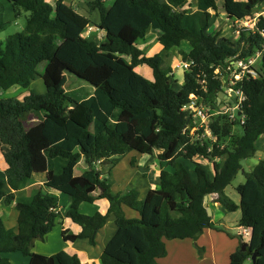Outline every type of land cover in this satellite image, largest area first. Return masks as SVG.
I'll return each mask as SVG.
<instances>
[{
  "label": "trees",
  "instance_id": "16d2710c",
  "mask_svg": "<svg viewBox=\"0 0 264 264\" xmlns=\"http://www.w3.org/2000/svg\"><path fill=\"white\" fill-rule=\"evenodd\" d=\"M5 1L16 19L21 12L28 15L23 30L0 42V87L17 86L27 94L0 97V154L8 166L0 180V202L13 204L16 212L11 228L0 212V264H12L7 257L11 253L29 258V264H81L74 253L44 256L30 251L35 240L44 241L63 224L55 193L70 199L65 216L80 228L78 233L60 229L63 242L85 240L95 247L98 232L113 218L115 231L100 264H158L167 254L165 240L196 241L205 229L229 234L212 222L203 206L204 197L213 193L217 197L212 202L227 212L240 210L238 226L249 232L244 251L238 236L239 246L228 264H244L253 254L255 264H264V159L243 171L244 182L235 188L239 205L224 195L242 170L241 162L255 156L264 138V49L261 76L239 85L245 96L241 115L232 121L226 115L212 118L214 140L201 138L202 130L193 137L192 119L184 110L192 95L217 107L221 83L214 67L237 53L246 57L262 50L264 17L256 23L259 33H240L234 43L209 31L216 0H113L108 6L106 0H92L90 6L98 12L94 26L102 33L98 40L83 36L91 20L64 0ZM263 5L264 0H222L229 20L250 17ZM5 10L0 0V31L11 25ZM149 31L157 33L161 52L148 57L139 44ZM182 43L187 50L181 49ZM173 50L181 60L194 62L180 86L167 76L170 67L164 64ZM141 65L151 69L152 79L136 72ZM67 74L92 92L71 97L64 88ZM37 77L45 88L42 94L30 90ZM30 111L40 112L42 121L26 130L21 118ZM155 151L166 166L159 171V185L142 200L135 188L113 193L96 167L105 161L112 167L130 152L152 156ZM81 157L87 169L75 176ZM195 159L206 160L211 171L198 163L189 171L183 162ZM33 174H45V182L37 183ZM23 189L24 196H15ZM100 200L107 202L105 213L80 212L82 204ZM123 207L137 217H126Z\"/></svg>",
  "mask_w": 264,
  "mask_h": 264
},
{
  "label": "rangeland",
  "instance_id": "374dc122",
  "mask_svg": "<svg viewBox=\"0 0 264 264\" xmlns=\"http://www.w3.org/2000/svg\"><path fill=\"white\" fill-rule=\"evenodd\" d=\"M56 0H48L49 3H54ZM92 0H64V2L71 6L73 9H75L79 14L88 17L92 24L89 25L84 33L83 36H92L96 39H101L102 38V33L97 32L95 29L94 24L98 21V12L97 10H94L91 8L90 3ZM113 0H106L104 3L106 6H108ZM2 2L6 5V10H5V20L10 21L11 25H9L4 31H0V42L4 41L8 36L20 32L23 30L25 26V19L27 17V13L21 12L20 17H15L12 9L10 6H7V2L5 0H2ZM217 3V10L212 13V18H211V25L209 27V31L212 32H218L221 37L227 38L231 42H236L239 38V33L236 25L229 19L225 17V12L222 8V0H216ZM8 7V8H7ZM260 14L264 16V5L259 7V9L256 7L252 11L251 17H255L253 15ZM157 33L149 31L147 34V38L142 44H139V47H148L144 52L146 56H153L155 54H158L161 52V46L156 40ZM182 50H187L188 47L185 43H182L181 46ZM181 61V56L179 55L178 51L173 50L169 52L168 56L164 59V64L165 66L172 67L175 65L176 62ZM127 62H129V59H127ZM43 63L39 65L37 70L39 71V74L42 73V68H43ZM136 72L145 77L146 79H151L152 78V73L151 69L145 65H141L137 67ZM256 70L260 72V66H256ZM174 75H175V80H177V85L180 86L183 81V71L179 68H174ZM261 76V72H260ZM67 80L64 85L65 90L68 92V94L71 97L78 98V97H84L87 94L86 93H91V87H89L87 84H85L83 81H80L74 78V76L68 75L66 76ZM178 86H175V88H179ZM30 90L34 91L35 93L42 94L45 91L42 79L40 77H37L34 82L30 86ZM4 91H0V97L1 98H9L13 97L14 95H26V92H22V90L18 89L17 86L10 88V90L6 91L7 96L2 97ZM213 110H218V107H212ZM42 119V114L40 112H30L26 113L23 115V122L24 123H35L39 120ZM32 124H26L25 128H30ZM259 151L257 152L256 156L253 158L243 160L241 162L242 170L236 175L235 179L231 182V184L227 188V193L226 195L232 199L236 200L237 195L234 192V189L236 186L239 184H242L244 182V176H243V170H247L250 168V166L256 164L260 159H264V148L261 145V142L258 143ZM159 152L155 151L152 156H147V155H139L135 152H130L126 156H124L116 165L112 166L108 162H98L96 164V167L98 171L108 180L110 185L112 186L111 190L113 193L117 192H126L127 190L131 188H136L140 190L141 192V187L144 190H148L150 188H155L156 186L159 185V177L158 173L161 170V168H165V163L160 162L157 158V154ZM185 167L193 172L194 165L196 163L204 166L209 172L211 171L210 164L203 159H198L196 161H184L183 162ZM87 169L86 164L84 163V159L81 157L79 159L78 165L74 168V175L79 176L82 174L85 170ZM193 178L195 177L194 174L192 173ZM146 185V186H144ZM65 199H68L67 196L62 195ZM62 199V198H61ZM214 200V198H213ZM213 200L209 201L208 204L211 206L213 204ZM63 201V199H62ZM63 208H60L61 216L63 217V221L66 218V211L67 208L65 209V204L63 202L61 203ZM107 207V202L106 201H98L97 203L94 204H82L80 206V212L85 215H94L97 212H104ZM8 209V210H6ZM0 212L3 215V218L6 222V226L11 228L16 226V212L13 208V206H7L5 207L3 203H0ZM130 213H134L130 211ZM238 217V213H229V214H222V212H218L216 210L213 213V219L214 222H218L219 220H222L225 224H227V220H238L236 219ZM110 223L108 221L107 225ZM114 225V224H113ZM67 228L75 233L78 230V226L75 224H72L71 221L69 220V224L66 225ZM222 226V225H221ZM65 227V226H64ZM111 226L108 225L104 230H102L98 236V243L97 245L93 248L85 240H79L75 242L74 244L71 243H66L63 242L60 236V229L61 226L57 224L55 226V229L45 238L44 241L41 240H35L33 242V245L30 247V251L33 253H38L42 254L44 256H50L53 254H56L60 251H65L71 254L72 250L77 249L81 250L78 251L74 254H77L85 264L86 260V255L88 254H97V251L101 250V247L103 243L105 244L107 241H104L105 235L110 234ZM229 233V232H228ZM243 233V230L242 232ZM237 230L235 228H232L230 230V233L227 234L225 232H217L214 231L212 232V237L207 238L206 236L202 239L200 243V248L196 245V241L193 240H165L164 242L166 243L167 248L171 251V249L174 246H183L187 248L194 249L196 254L198 253L199 256L202 255V259L199 261V258H194L191 260H188L189 264H228L229 262V256L235 250L238 248L237 246V241L239 240L237 238ZM110 238V237H109ZM247 238V237H245ZM108 240V239H107ZM202 248V250H201ZM199 251V252H198ZM176 252H178L176 250ZM81 253V254H80ZM85 254V255H84ZM7 257L9 260L12 262V264H29L24 263V261L27 260L26 257L22 256L20 253H11L8 254ZM181 264H184V262H180ZM251 261L250 259L246 261L244 264H250ZM93 264V262H92ZM159 264H164V262H160ZM173 264V263H170Z\"/></svg>",
  "mask_w": 264,
  "mask_h": 264
},
{
  "label": "built area",
  "instance_id": "2783aa9c",
  "mask_svg": "<svg viewBox=\"0 0 264 264\" xmlns=\"http://www.w3.org/2000/svg\"><path fill=\"white\" fill-rule=\"evenodd\" d=\"M245 1V0H236ZM255 17H245L241 20H231L237 27V33L254 34L259 31L256 28V23L259 17H264L260 14L253 15ZM261 34V33H260ZM263 48L262 50H255L254 53L246 57H240V53H237L233 57L227 58L220 65L214 67L215 78L221 83V89L218 92L217 107L218 110H213L212 107L203 104L202 99L196 96H190L189 103L184 107L191 120L192 127L190 128V134L198 138L196 134L198 130H202L201 138L203 136L214 140L210 130L209 124L212 118L216 115H226L229 120H234L236 116L241 115L242 102L245 96L239 87L240 83L248 79H257L260 77V72L256 70V66L259 65L261 55L264 49V34H261ZM194 66L193 61H179L174 66L170 67V71L167 76L175 79L174 68H179L184 72L190 70ZM223 94V98L220 99L219 95ZM241 123H243V116H241ZM188 128V124L184 127L183 131ZM242 239H249V232L243 231L240 233ZM247 237V238H245Z\"/></svg>",
  "mask_w": 264,
  "mask_h": 264
},
{
  "label": "crops",
  "instance_id": "0c3cea01",
  "mask_svg": "<svg viewBox=\"0 0 264 264\" xmlns=\"http://www.w3.org/2000/svg\"><path fill=\"white\" fill-rule=\"evenodd\" d=\"M65 3V2H64ZM66 4V3H65ZM7 6H10L8 3H7ZM8 8V7H7ZM75 10V9H74ZM76 11V10H75ZM142 51H145L148 47H145V46H143L142 48L141 47H139ZM44 64V63H43ZM43 69H44V65H43V68H42V72H43ZM38 71V70H37ZM38 73H39V71H38ZM42 74V73H41ZM41 74H39V75H41ZM152 79V78H151ZM34 82V81H33ZM32 82V83H33ZM10 88H13V87H0V91H4L3 92V94H2V97H4V96H7V92L6 91H8V90H10ZM14 96H16V95H14ZM17 96H19V98L20 97H22L23 95H20V94H18ZM30 112H36V111H30ZM30 112H27V113H30ZM24 114H26V113H24ZM23 114V115H24ZM23 115H22V118H23ZM22 118H21V120H22ZM42 121V119L41 120H39V121H37V122H35V123H24L23 122V120H22V123H23V125H24V127H25V125L26 124H32V126H34L35 124H37V123H39V122H41ZM31 126V127H32ZM30 127V128H31ZM26 130L27 129H29V128H25ZM261 142V145L263 146V148H264V138H260L259 139V141H258V143H260ZM264 150V149H263ZM257 152H260L259 151V147H258V150H257ZM257 152H256V154H257ZM260 153H262V151L260 152ZM256 154H255V156H256ZM264 154V153H263ZM196 160H198V159H195V160H193V161H196ZM257 164V163H256ZM256 164H254V165H252V166H250V168H248L246 171L245 170H243L244 172H249V171H251L252 170V168L256 165ZM7 168H8V166H7V164L4 162V160H3V157H2V155L0 154V180L1 179H3L4 178V172L7 170ZM159 174V173H158ZM32 178L37 182V183H39V184H43L44 182H45V174H33V176H32ZM144 186H146V185H144ZM111 188H112V186H111ZM228 188V187H227ZM227 188L225 189V191H224V195L230 200V201H232L233 203H235L236 205H239V196L237 195V193H236V191H235V189H234V192L236 193V195H237V198L238 199H236V200H232V199H230L227 195H226V193H227ZM136 189V188H135ZM150 189H152V188H150ZM150 189H148V190H150ZM137 191H138V194H139V199L140 200H142V199H144L145 198V196H146V193L148 192V190L146 191V190H144L143 191V188L141 187V192H140V190H139V188L138 189H136ZM128 191V190H127ZM126 191V192H127ZM121 193H125V192H121ZM26 194V190L25 189H23V190H20V191H18V192H16L15 193V196H17V197H21V196H24ZM55 195L56 196H58V199H59V211H61L60 210V208H63L62 206V202H63V204H65V205H67V206H65V209L66 208H68V206H69V203H70V199L68 198V199H65L61 194H58V193H55ZM217 197V196H216ZM216 197H214V198H216ZM63 199V201H62V199ZM100 201H103V200H100ZM98 202V201H97ZM96 202V203H97ZM1 203V202H0ZM4 205V204H3ZM5 206V205H4ZM11 206H13V204H11ZM208 206H209V204H208ZM5 207H7V206H5ZM9 207V206H8ZM210 208H211V210H212V222L215 224V225H217V226H221V227H223L224 229H226L229 233H230V230L232 229V228H235L236 230H237V235L238 236H240V233L242 232V228H240L239 226H238V224H239V220H240V218H241V212H240V210L239 209H237V210H235L234 212H227L225 209H223L219 204H217V203H213L211 206H209ZM14 208V207H13ZM106 209H107V207H106ZM6 210H8V209H6ZM216 210H218V212L220 211V212H222V214H229V213H238V217L236 218V219H238V220H227V224H225L222 220H219L218 222H214V219H213V213L216 211ZM123 211H124V213H125V215H126V217H128V218H136L137 217V213H130V211H132V210H129L128 208H126V207H123ZM106 212V210L104 211V212H102V214L103 213H105ZM133 212V211H132ZM60 213H62V212H60ZM69 218H67V219H65L64 220V222H63V224H62V226H61V229H68L67 228V226L66 225H68L69 224ZM108 221H110V223L108 224V225H110L111 226V228H110V230H111V233L110 234H106L105 236V239H104V241H108L110 238H111V236L113 235V233H114V231H115V226L113 225L114 223H113V218L112 217H109L108 219H107V223H108ZM5 222V221H4ZM72 223V222H71ZM107 223H106V225L98 232V234H97V237H96V245H97V243H98V236H99V234H100V232L102 231V230H104V228H106L108 225H107ZM5 224H6V222H5ZM73 224V223H72ZM65 226V227H64ZM77 226V225H76ZM80 231V228H79V226H78V230H77V232H75V233H78ZM215 230H212V229H205L204 231H203V233L199 236V238L196 240V245L200 248V243H201V241H202V239L206 236L207 238H209V237H212V232H214ZM243 231H245V230H243ZM247 231V230H246ZM238 236H237V238H238ZM110 237V238H109ZM108 239V240H107ZM239 240H240V238H238ZM185 240H190V239H185ZM237 241V246H239V242L240 241ZM180 241H184V240H180ZM243 241L244 242H247L248 240H244L243 239ZM106 244V243H105ZM105 244L103 243V245H102V247H101V250L100 251H97V254L95 255V254H88V255H86V260L84 261L85 262V264H92V262H93V264H100V260H99V257H100V255H101V252H102V250H103V248H104V246H105ZM33 245V244H32ZM165 246H166V243H165ZM94 248V247H93ZM166 250H167V254H166V256L164 257V258H162V259H159V260H157V263L159 264V261L160 262H164V264H170V263H173V264H181L180 262H184V264H189L188 263V260H191V259H194V258H199V261L202 259V257H203V253H202V255L201 256H199L198 255V253L196 254V252H195V250L194 249H191V248H187V247H183V246H174L172 249H171V251L167 248V246H166ZM176 250L178 251V252H176ZM201 250H202V248H201ZM78 251H81V250H77V249H74V250H72V252L71 253H76V252H78ZM82 252V251H81ZM199 252V251H198ZM79 253V252H78ZM81 254V253H80ZM85 255V254H84ZM231 255V254H230ZM230 257V256H229ZM27 258V257H26ZM27 261L29 262V258H27V260L26 261H24V263H27ZM229 262V261H228ZM81 264H83V262H81Z\"/></svg>",
  "mask_w": 264,
  "mask_h": 264
},
{
  "label": "water",
  "instance_id": "95a60500",
  "mask_svg": "<svg viewBox=\"0 0 264 264\" xmlns=\"http://www.w3.org/2000/svg\"><path fill=\"white\" fill-rule=\"evenodd\" d=\"M219 98H220V99L223 98V94H222V93L219 95ZM188 120H189V119H188ZM214 197H216V194H215V193L210 194V195H208V196H205L204 199H203V201H204L203 206L206 208V211H207L208 216H212V210H211V208L208 206V202L211 201V200H213ZM247 245H248L247 242H244L243 245L241 246V250L244 251L245 248L247 247ZM255 258H256V255L253 254V255L251 256V258H250L251 264H255Z\"/></svg>",
  "mask_w": 264,
  "mask_h": 264
}]
</instances>
